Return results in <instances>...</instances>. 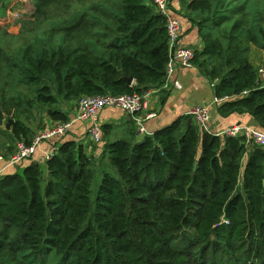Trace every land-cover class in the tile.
<instances>
[{
    "label": "trees",
    "instance_id": "1",
    "mask_svg": "<svg viewBox=\"0 0 264 264\" xmlns=\"http://www.w3.org/2000/svg\"><path fill=\"white\" fill-rule=\"evenodd\" d=\"M116 5L115 24H98L92 14L87 26H68L65 49L25 47L21 72L25 85L35 87L28 107L161 87L168 58L164 20L142 0ZM93 7L112 13L102 3ZM189 9L210 14V3L190 0ZM202 18L203 47L193 64L210 76L203 61L220 43L208 29L210 15ZM49 75L54 91L45 83ZM210 81L215 97L237 96L217 106L221 116L246 113L264 131V80L252 64L231 66ZM20 105L0 96V137L10 131L13 141L30 143L31 129L15 115ZM47 115L69 119L58 109ZM189 117L139 142L106 141L102 158L114 173L101 171L97 183L95 161L73 141L56 146L44 166L31 160L2 174L0 264H36L51 254L58 264H264V149L248 150L243 137L200 130L193 121L188 126ZM9 119L14 122L4 131Z\"/></svg>",
    "mask_w": 264,
    "mask_h": 264
},
{
    "label": "rangeland",
    "instance_id": "2",
    "mask_svg": "<svg viewBox=\"0 0 264 264\" xmlns=\"http://www.w3.org/2000/svg\"><path fill=\"white\" fill-rule=\"evenodd\" d=\"M118 1L0 0V96L5 99L15 97L21 103L15 115L33 126L35 133L32 137L39 135V130L42 131L47 127L48 130H53L61 125L59 121L48 124V122L42 121L43 117L38 121L35 118L37 113L46 114L48 109H58L70 118L74 113L79 97L73 99L58 97L53 105L28 107L26 102L34 96L35 87L25 85V79L21 72L23 50L28 45L38 47V50L42 47L50 49L63 47L65 49L64 46L70 41V34L68 35L66 31L67 27L74 24L80 27L82 24L85 25V21L87 26L92 20V14L96 16L94 21L98 24H115L118 16L116 10ZM178 1L186 4L185 0ZM208 2L210 3V10L208 11L210 14L207 12L205 14L198 13V20L210 15V33L220 43V49L216 55L206 57L203 61L202 70L217 78L227 73L229 67L248 62L254 65L256 69L261 68L264 71V0H208ZM99 3L108 5L112 13L107 11L108 15L104 16L105 14L103 15L100 10L92 9ZM181 4L184 6L183 3ZM85 13L90 18L88 21L85 18L81 19L82 16L85 17ZM195 18L197 19V17ZM80 19L81 21L78 22ZM77 35H79V31L74 34L76 39H79ZM51 77L52 75H49L45 79V83L49 84L54 91ZM2 128L4 131L7 130L5 124ZM54 139L58 140L59 137ZM102 140L104 143V135ZM14 142L8 132L1 136L0 155L4 152L5 154L10 153ZM60 142L61 139L55 141V146L59 145ZM101 148V145L92 146L89 154L96 150L100 151ZM95 156L96 158H92L98 169L97 183L99 172L108 167L101 154ZM16 170L10 169L9 172ZM58 263L59 257L51 254L43 262L36 264Z\"/></svg>",
    "mask_w": 264,
    "mask_h": 264
},
{
    "label": "built area",
    "instance_id": "3",
    "mask_svg": "<svg viewBox=\"0 0 264 264\" xmlns=\"http://www.w3.org/2000/svg\"><path fill=\"white\" fill-rule=\"evenodd\" d=\"M171 0H148V4L158 13L164 20L167 42V62L165 65V74L163 79L164 86L172 83L177 87L179 84L176 80H172L175 72L179 69L189 68L193 65V59L196 49L184 46L180 43L181 20L179 16L171 9ZM257 73L264 80V71L257 69ZM212 88L215 82L211 83ZM153 92L148 90L141 94H110L104 93L100 95H82L79 96L73 115L66 122H60L61 125L53 130H48L42 134L35 136L30 143L23 140L15 141L13 151L8 155H0V162L4 166L0 169V176L8 171L23 166L27 162L33 160L37 153L39 145L42 141L55 140L61 137L74 123H83L86 127L89 141L94 145H100L102 142V123L100 113L104 109H117L127 114L131 121L134 122L138 131L145 136L152 135L145 127V122L155 118L157 115L150 112L149 98ZM243 95L247 91L242 92ZM237 96H224L213 98L211 104H196L191 106L187 115L190 116L193 123L204 131H210L211 107L218 106L226 101L235 99ZM219 135H227L231 137H243L245 139L248 150L252 148L264 149V131L249 124H234L224 129ZM56 146L52 144L50 148L42 154V160L45 162L55 153Z\"/></svg>",
    "mask_w": 264,
    "mask_h": 264
},
{
    "label": "crops",
    "instance_id": "4",
    "mask_svg": "<svg viewBox=\"0 0 264 264\" xmlns=\"http://www.w3.org/2000/svg\"><path fill=\"white\" fill-rule=\"evenodd\" d=\"M185 1L186 4L178 0L170 1L171 9L179 16L181 20L180 43L184 46L193 47L196 50H201L203 47L201 30L202 28H205V26L200 27L198 21L199 15H197L198 13L193 12L192 10L189 9L190 0H185ZM142 3L147 6H150L148 4V0H142ZM181 3H183L184 6ZM195 17H197V19ZM208 29H210V26H208ZM172 80H176L179 85L175 87L173 86L172 83H169V85L167 86L161 85V87L159 88H150V91H152L153 93L150 95L149 98L148 110L150 112L155 113L157 116L155 118L147 120L145 122V127L148 131L152 133L155 130L170 125L173 121L180 118L181 116L187 115V112L191 108V106L196 104H211L214 98V91L211 86L212 81H210V76L202 72L201 69L196 64H193L189 68H183L177 70ZM41 117H43L42 121H46V123L48 122V124L49 122H53V120L49 118L47 113L46 114L37 113L35 118L39 121ZM21 120H23L25 124L31 129L32 134L35 133L32 125L28 124V122L22 118ZM100 120L102 126L109 127L108 134L107 135L103 134L105 136L104 143L106 141H114L118 139L132 140L139 142L145 137L144 134L138 131V128L136 127L134 122L131 121L130 117L120 110L104 109L100 113ZM240 123L249 124L259 128L255 119L246 113L243 114L232 113L229 116L223 117L218 113L217 106L211 107L210 131H212L213 133L219 135V133H221L227 127ZM47 129L48 127L42 131L39 130L40 134L46 132ZM7 130L9 131V129ZM103 135H102V139H103ZM59 139H61L60 144L66 141L82 143L85 153L94 158H96L95 155L97 154H101L102 156V152H103L102 145L104 144L103 140L100 144L102 147L101 150L100 151L96 150L94 153L89 154L92 146H100V145H94L89 141L86 127L83 123H74L65 132L63 136L59 137ZM59 139L51 140L48 142L42 141V143L38 147L37 153L35 154L33 160L38 161L41 165L44 166L45 162L41 158L42 154L44 153L45 150L50 148V145L52 146L53 144L54 146L55 145L54 142L59 141ZM7 145L10 146L9 144ZM13 145L11 146L12 147L11 152L13 151V147H14ZM8 154H5L4 152L2 155H8ZM103 161L107 163L106 166L108 168L106 170L110 171V173L111 172L114 173V170L108 164L107 157H104ZM3 166L4 163L0 162V169ZM5 171L9 172V170H5ZM100 173L101 171L99 172V176L97 180L100 179Z\"/></svg>",
    "mask_w": 264,
    "mask_h": 264
},
{
    "label": "water",
    "instance_id": "5",
    "mask_svg": "<svg viewBox=\"0 0 264 264\" xmlns=\"http://www.w3.org/2000/svg\"><path fill=\"white\" fill-rule=\"evenodd\" d=\"M126 82L129 83V84H131V83L133 82V80H132V78H127V79H126ZM13 122H14V121H13L12 119H9V120L7 121V124H6V128L9 129V128H10V125H11ZM191 122H192L191 118H188V119H187V125L189 126V125L191 124ZM196 166H197V162L194 163V165H193V170L196 169Z\"/></svg>",
    "mask_w": 264,
    "mask_h": 264
}]
</instances>
